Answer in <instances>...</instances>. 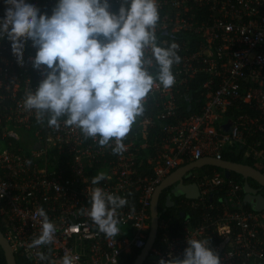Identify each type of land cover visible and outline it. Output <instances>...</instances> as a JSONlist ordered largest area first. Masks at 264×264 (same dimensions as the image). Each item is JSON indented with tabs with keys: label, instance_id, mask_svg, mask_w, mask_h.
<instances>
[{
	"label": "built area",
	"instance_id": "2783aa9c",
	"mask_svg": "<svg viewBox=\"0 0 264 264\" xmlns=\"http://www.w3.org/2000/svg\"><path fill=\"white\" fill-rule=\"evenodd\" d=\"M25 2L50 16L58 0ZM122 3L109 0V11L118 14ZM157 5V43L177 44L181 57L172 66L176 82L167 89L154 83L121 154L113 153L114 140L102 147L98 139H84L79 129L65 126L64 118L59 130L48 126L47 116L38 122L23 101L46 78V66L32 67L37 49L31 40L25 41L21 66L11 42L0 39V143L6 146L0 151V228L16 257L30 264H59L66 255L77 258L74 264H135L151 231L154 194L177 169L243 150V158H252L264 173L261 140L250 141L264 136V0H157ZM5 7L0 0V19ZM145 56L156 76L150 49ZM192 94L200 98L199 110L187 102ZM206 167L203 175L193 169L183 175L184 184L197 185L199 196L172 194L179 209L172 216L162 210L156 241L142 264H158L169 253L183 258L189 236L209 238L221 264H264V209L244 201L243 178ZM101 172L105 179L93 185ZM95 187L128 201L117 209L116 237L100 232L87 214ZM168 193L161 195L164 202ZM41 207L56 232L51 243L31 247L42 233Z\"/></svg>",
	"mask_w": 264,
	"mask_h": 264
},
{
	"label": "clouds",
	"instance_id": "9594fccd",
	"mask_svg": "<svg viewBox=\"0 0 264 264\" xmlns=\"http://www.w3.org/2000/svg\"><path fill=\"white\" fill-rule=\"evenodd\" d=\"M5 17L0 19V39L11 42L17 63L23 65L26 40L36 48L32 67L46 74L36 90L27 91L24 108L35 110L38 122L48 117L50 128L63 124L80 130L84 139H98L102 147L115 141L114 154L125 148L124 138L137 117L144 112V102L155 82L171 88L172 72L179 63L178 45L157 43L156 27L160 20L157 0H123L118 14L109 11V0H58L49 16L25 0H4ZM150 49L158 66L153 76L146 65L145 50ZM105 179L100 173L91 179L93 185ZM88 215L107 237L119 234L117 209L128 204L126 198L107 194L95 187L91 192ZM42 233L31 247L49 244L56 228L45 210ZM183 258L169 253L158 264H221L210 247V239L188 237ZM41 260L46 259L38 253ZM76 257L66 255L59 264H74Z\"/></svg>",
	"mask_w": 264,
	"mask_h": 264
},
{
	"label": "water",
	"instance_id": "95a60500",
	"mask_svg": "<svg viewBox=\"0 0 264 264\" xmlns=\"http://www.w3.org/2000/svg\"><path fill=\"white\" fill-rule=\"evenodd\" d=\"M191 105H189V109ZM225 128L228 129V124L224 125ZM204 165H215L221 167L225 170L226 176H230L232 173H237L241 175L244 180V201L247 202L251 208L255 210H263L264 209V194L260 192V189H257L252 186L250 183V178L256 180L262 188H264V173L257 167L250 165L248 163L221 159L216 160L213 157H203L200 160H196L191 162L173 172L169 175L157 188L151 206V231L149 234V238L147 240L146 245L141 250L140 255L138 256L135 264H142L145 257L148 255L150 249L154 245L158 233L159 219L163 211L166 209L173 207L177 199H172V194L175 197H179L182 194L187 198H197L199 196V189L196 184H184L183 175L196 168L203 167ZM178 181V182H177ZM177 182V183H176ZM171 187L170 193L167 194L165 200V208L163 211L160 210V198L164 191V189ZM181 215L184 216L185 212L182 211ZM0 246L4 251V255L7 261V264H18L17 257L13 251V248L5 236L4 232L0 228Z\"/></svg>",
	"mask_w": 264,
	"mask_h": 264
},
{
	"label": "trees",
	"instance_id": "16d2710c",
	"mask_svg": "<svg viewBox=\"0 0 264 264\" xmlns=\"http://www.w3.org/2000/svg\"><path fill=\"white\" fill-rule=\"evenodd\" d=\"M186 100H184V101H186ZM199 100H200V98L197 97L196 95H193V94L191 95L190 99H188V101H187L188 103H193L192 110H194V109L195 110H199V107H197L195 105L196 103L199 104ZM249 111L253 114V112L251 110H249ZM256 139H260L261 140V143H260V145L257 146V148L264 150V136L263 137H256V138L251 137L250 141L253 142V140H256ZM226 158L230 159V160H233V161L248 163L250 165H255L256 164V162L252 158H248V159H244L243 158V150L241 152H239V154L235 153L234 151L228 152V153H226ZM237 176L242 178L241 175H237ZM160 210L162 211L163 207H161ZM173 210H171L169 208L167 210V213L172 216L173 215ZM17 261H18V264H30V263L26 262L25 260H23L20 257H17ZM0 264H7V261H6L5 255H4V251H3L1 246H0Z\"/></svg>",
	"mask_w": 264,
	"mask_h": 264
},
{
	"label": "rangeland",
	"instance_id": "374dc122",
	"mask_svg": "<svg viewBox=\"0 0 264 264\" xmlns=\"http://www.w3.org/2000/svg\"><path fill=\"white\" fill-rule=\"evenodd\" d=\"M4 148H6V146L5 145H3L2 143H0V151L1 150H3ZM207 167L206 168H202V167H196V168H194L193 169V172L194 173H196L197 175H203L204 173H206V171H207ZM102 173V172H101ZM233 174H235V175H238L237 173H233ZM250 183L252 184V186L254 185V186H258V185H260L256 180H254L253 178H250ZM170 191V188H166L165 189V191L162 193V198L164 197V194H166V193H168ZM262 191L264 192V188L262 189ZM162 203H165L164 202V200L162 199ZM171 210H173L172 208H170Z\"/></svg>",
	"mask_w": 264,
	"mask_h": 264
},
{
	"label": "flooded vegetation",
	"instance_id": "af4514ba",
	"mask_svg": "<svg viewBox=\"0 0 264 264\" xmlns=\"http://www.w3.org/2000/svg\"><path fill=\"white\" fill-rule=\"evenodd\" d=\"M253 187H255V188H257V189H260V192H262L263 194H264V192L262 191V187H261V185H256V186H254L253 185ZM161 201H162V198L160 199V203H161ZM177 201H178V198H177ZM163 202V201H162ZM172 209H174L173 210V212H175L177 209H179V206L177 205V202H176V204L173 206V207H171ZM169 209V208H168Z\"/></svg>",
	"mask_w": 264,
	"mask_h": 264
},
{
	"label": "crops",
	"instance_id": "0c3cea01",
	"mask_svg": "<svg viewBox=\"0 0 264 264\" xmlns=\"http://www.w3.org/2000/svg\"><path fill=\"white\" fill-rule=\"evenodd\" d=\"M125 232H127V230H124Z\"/></svg>",
	"mask_w": 264,
	"mask_h": 264
}]
</instances>
